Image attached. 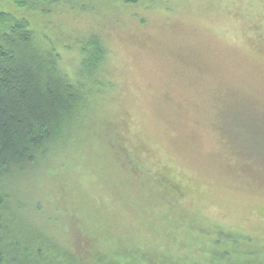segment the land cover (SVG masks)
Masks as SVG:
<instances>
[{"label": "rangeland", "instance_id": "rangeland-1", "mask_svg": "<svg viewBox=\"0 0 264 264\" xmlns=\"http://www.w3.org/2000/svg\"><path fill=\"white\" fill-rule=\"evenodd\" d=\"M74 1L0 0L68 74L107 51L85 120L10 181L20 216L78 264H264V0Z\"/></svg>", "mask_w": 264, "mask_h": 264}, {"label": "trees", "instance_id": "trees-1", "mask_svg": "<svg viewBox=\"0 0 264 264\" xmlns=\"http://www.w3.org/2000/svg\"><path fill=\"white\" fill-rule=\"evenodd\" d=\"M5 1L45 11L62 0ZM78 45L77 72L68 74L60 55L38 41L28 21L0 6V264H78L20 216L10 184L48 167L91 110L107 51L96 36Z\"/></svg>", "mask_w": 264, "mask_h": 264}]
</instances>
